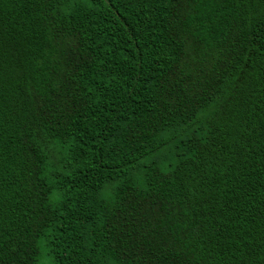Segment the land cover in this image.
<instances>
[{
    "label": "trees",
    "instance_id": "obj_1",
    "mask_svg": "<svg viewBox=\"0 0 264 264\" xmlns=\"http://www.w3.org/2000/svg\"><path fill=\"white\" fill-rule=\"evenodd\" d=\"M0 264H264V0H0Z\"/></svg>",
    "mask_w": 264,
    "mask_h": 264
}]
</instances>
